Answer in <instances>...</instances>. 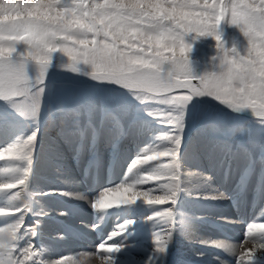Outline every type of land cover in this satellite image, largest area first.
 <instances>
[{
  "label": "bare ground",
  "instance_id": "1",
  "mask_svg": "<svg viewBox=\"0 0 264 264\" xmlns=\"http://www.w3.org/2000/svg\"><path fill=\"white\" fill-rule=\"evenodd\" d=\"M25 63L36 79V65ZM53 72L74 82L121 83L103 74ZM15 131L0 129V145ZM148 139L127 123L45 126L36 169L53 179L31 171L19 181L15 162L0 163V236L6 238L0 241V264H242L241 251L264 245L259 234L246 236L250 227H264L259 152L215 145L199 132L188 140L181 164L162 169L157 154L144 156L152 146ZM110 175L107 185L103 176ZM4 196L9 199L1 201ZM106 196L116 202L98 206ZM253 264H264V248H257Z\"/></svg>",
  "mask_w": 264,
  "mask_h": 264
},
{
  "label": "rangeland",
  "instance_id": "2",
  "mask_svg": "<svg viewBox=\"0 0 264 264\" xmlns=\"http://www.w3.org/2000/svg\"><path fill=\"white\" fill-rule=\"evenodd\" d=\"M104 2L54 0L53 15L63 14L64 22L78 18L87 26L84 28L62 27L23 12L19 17L0 22V47L14 49L10 56L0 59L34 65L47 61L46 65L59 66L64 72L78 70L103 74L122 83H118L122 89H116L83 81L34 82L28 97H22L19 110L10 95L9 101H4L8 93L0 87V129L16 128L9 141L2 138L0 150L18 144L16 152L0 158V163L15 162L20 171L17 180L24 182L31 171L39 178L53 179L42 168L36 169V150L45 126L54 125L71 124L78 129L97 122L119 127L123 123L134 124L149 136V145L152 143L144 156L157 154L159 161L155 164L162 169L179 166L182 152L188 149V140L199 132L215 145L234 144L247 152L257 151L259 158L264 159V66L256 52L248 51L250 37H245L240 27L232 23L231 0H225V19L217 29L221 35L219 42L190 30L187 20L168 19V13L154 18L156 14L152 9L128 7L133 0H113L123 3L124 8L98 7ZM182 2L172 4L163 0L169 11L173 8L180 10ZM183 10L196 11L197 8L185 7ZM119 29H124V35L118 34ZM133 30L142 37L128 35ZM251 41L257 51H264L258 24L254 26ZM220 44L229 58L242 63L229 90H220L216 94L219 98H213L203 87L202 78L223 71ZM182 45L191 49L187 53L190 73L178 71L176 67L178 61H183L180 57ZM233 48L236 52H232ZM37 49L42 53L40 61L36 58ZM41 88L44 91L37 98L35 94ZM184 88L195 93L202 91L205 94L201 97L217 103H200V97H194ZM225 103L234 109H225ZM33 133L36 134L35 140L25 146L24 142ZM131 136L134 137L133 133ZM141 140L137 139L139 147L145 145ZM111 178L112 175L103 176V181L111 184ZM139 178L131 180L137 182ZM60 180L66 178L61 176ZM125 180L127 178L121 183ZM4 199L9 196L1 197V201ZM102 209L104 212L108 210Z\"/></svg>",
  "mask_w": 264,
  "mask_h": 264
},
{
  "label": "snow or ice",
  "instance_id": "3",
  "mask_svg": "<svg viewBox=\"0 0 264 264\" xmlns=\"http://www.w3.org/2000/svg\"><path fill=\"white\" fill-rule=\"evenodd\" d=\"M140 3H150L155 2V0H139ZM169 3L176 4L179 0H168ZM247 3L252 5L253 8L264 6V0H247ZM207 5H214L212 8H208ZM218 5V6H215ZM204 6V7H200ZM185 7H195L196 11H185L183 10ZM231 9H232V0H231ZM255 15V13H254ZM173 17L179 20H187L190 22V30L198 32L200 35L211 36L216 41L221 40V35L218 34L217 29L221 23L225 19V0L223 3L220 0H183L180 4V10L177 8H173L168 12V19H172ZM231 18L232 23L235 24V20H233V12L231 10ZM245 35L250 37L249 43L251 47L248 49L249 53L256 52L262 61V57H264V51H257V46L252 44L251 36L249 32L245 31ZM260 36H264V34L260 33ZM220 51L223 53L221 59V66L223 71L219 75H207L203 80V87L208 90V95L213 98H219L216 94L223 90L227 92L229 87L231 86L234 78L237 75L238 70L241 67V61L234 60L229 58L228 52L224 51L223 45L220 44ZM262 47V46H261ZM190 47L181 46L180 49V57L183 58V61L177 62V70L178 71H186L188 73L191 72L190 66L187 62V53L190 52ZM232 52H236V48L232 49ZM250 62V61H249ZM19 69L14 64H0V80H2L3 90L8 93L4 97V101H9V95L12 97V102L14 106L19 110L23 103V95L20 94L19 90L16 88V80L18 77ZM205 93L202 91H198L196 95H204ZM192 97H187V99H191ZM42 102V95H41ZM239 110V109H237ZM35 136H30L24 143L25 146L30 145L35 140ZM18 144H13L8 146L7 148L0 150V155L10 156L16 152ZM15 158H19L18 156ZM120 190H117L119 192ZM123 191L127 192L130 189H124ZM111 195V194H109ZM151 202V201H149ZM257 234L259 236L264 237V227L252 226L247 232L246 236L255 237ZM264 248V245L254 246L252 248L244 249L241 251L239 255V260L242 264H253V260L255 257V253L257 248Z\"/></svg>",
  "mask_w": 264,
  "mask_h": 264
},
{
  "label": "clouds",
  "instance_id": "4",
  "mask_svg": "<svg viewBox=\"0 0 264 264\" xmlns=\"http://www.w3.org/2000/svg\"><path fill=\"white\" fill-rule=\"evenodd\" d=\"M54 0H0V22L3 19H12L13 16L19 17L20 14L26 13L29 17H36L37 19H44L52 24H59L62 27H87L84 25L78 18L74 19L71 22H64L63 14H55L52 13L55 11L52 8V3ZM223 3V0H220ZM218 6V5H215ZM98 7H111V8H124L125 5L123 3H115L113 0H105L104 4L98 5ZM130 8H143V9H152L155 12V17H162L165 13H168L169 10L164 7L163 0H155V2L150 3H140L139 0H133L132 3L128 4ZM204 7V6H200ZM208 8L214 7V5H207ZM232 12H233V20H235V25L240 27L241 32L245 35V31L250 34L253 32L254 26L258 24L259 30L261 34H264V6L253 8L252 5L247 3V0H232ZM255 13V15H254ZM87 15V13H85ZM145 15H148L145 12ZM119 35H124V29L118 30ZM132 38H140L142 34L137 33L136 31H130L128 33ZM245 37H248L245 35ZM127 39V35L125 36ZM262 40H264V36H262ZM264 48V44L261 45ZM14 49H4L0 47V57L10 56ZM157 55H162V53H157ZM36 58L38 61L42 59V53L40 49H37ZM262 66H264V57H262ZM47 61H43V63H37L34 68L36 72V81H32L31 77H29L27 71L25 70V65H21L19 69V76L16 80V85L19 87V92L21 95L28 97L31 86L34 82H39L41 84L45 83V66ZM44 88L39 89V92L35 95L39 96V93H42ZM32 136H36L35 133ZM0 158H4L3 155H0ZM155 156L146 157V159H155ZM112 202H116V197L106 196L99 202L100 207L110 206ZM159 202V201H157ZM6 238L0 236V241H5Z\"/></svg>",
  "mask_w": 264,
  "mask_h": 264
},
{
  "label": "water",
  "instance_id": "5",
  "mask_svg": "<svg viewBox=\"0 0 264 264\" xmlns=\"http://www.w3.org/2000/svg\"><path fill=\"white\" fill-rule=\"evenodd\" d=\"M4 63H7V64L11 63V64H14V65H21L18 60H14V59H9V60L8 59H0V64H4ZM24 64L27 66V64L25 62H24ZM57 67L59 68V66H52V67L47 66V67H45V68L48 69V71H45V73H47V75H49V77H47V78L44 77L45 81H48V82L54 81V82H60V83H67V82H72L73 83L74 82L72 79L58 78L57 76H54V72L53 71H55L57 69ZM0 81H2V80H0ZM88 84H91V83H88ZM92 84H94V83H92ZM0 85H2L1 82H0ZM94 85L108 86V85L101 84V83H95ZM110 86L113 87V88H116V89H122L121 86H113V85H110ZM110 86H108V87H110ZM0 87H2V86H0ZM127 88H129V87H127ZM200 98L203 99L202 101H205V102H201V100L198 99L200 101V103H206L208 105H211V102L216 103V102H214L212 100L210 101L208 99H205L204 97H200ZM225 106H229V105L224 104L223 107H225ZM212 109H213V106H212ZM221 109H223V108H221ZM262 116H264V114H262Z\"/></svg>",
  "mask_w": 264,
  "mask_h": 264
}]
</instances>
